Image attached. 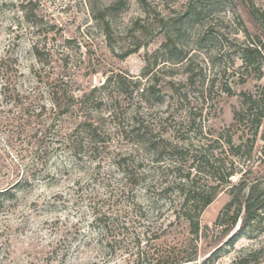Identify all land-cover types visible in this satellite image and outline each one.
Masks as SVG:
<instances>
[{"label": "rangeland", "instance_id": "obj_1", "mask_svg": "<svg viewBox=\"0 0 264 264\" xmlns=\"http://www.w3.org/2000/svg\"><path fill=\"white\" fill-rule=\"evenodd\" d=\"M205 151L238 173L186 264H264V222L215 225L243 172L264 179V0H0V264L192 253L177 187Z\"/></svg>", "mask_w": 264, "mask_h": 264}, {"label": "trees", "instance_id": "obj_2", "mask_svg": "<svg viewBox=\"0 0 264 264\" xmlns=\"http://www.w3.org/2000/svg\"><path fill=\"white\" fill-rule=\"evenodd\" d=\"M259 47L257 44L255 46H248L245 49L246 55L244 60L247 65L252 62L250 58L254 54L261 53ZM258 118L256 115L253 120L257 121ZM227 142L231 154H238L242 145L233 144L231 139ZM211 156L206 151L192 155L190 168H195L197 172L193 176H191V172L180 176V186L178 185L177 187L181 197L177 218H183L189 225V232L195 240V244L192 246V253L184 252L181 250L182 248L177 246L171 247L168 250L143 249L141 243H139L137 244V251L134 254L135 257L130 264H186L195 259L198 249V239L201 236L202 230L200 216L204 209L213 201L217 188L226 183L230 184V178L238 173L234 168L229 169L223 158L219 156L215 157V155ZM247 172L248 170L243 172L238 182L231 184L229 188L231 200L215 221V225L223 228V232H228L236 226L239 218H242L239 229L230 239L232 243L250 227L264 222V179H260V177L247 179ZM207 173L215 176L217 180L216 185H206L201 182V174ZM5 192H9V189L5 190ZM257 255V252L251 253L250 256L254 257L249 264H260L261 259ZM243 262H245V259L240 257L235 264H247Z\"/></svg>", "mask_w": 264, "mask_h": 264}, {"label": "snow or ice", "instance_id": "obj_3", "mask_svg": "<svg viewBox=\"0 0 264 264\" xmlns=\"http://www.w3.org/2000/svg\"><path fill=\"white\" fill-rule=\"evenodd\" d=\"M4 205H3V203L2 202H0V207H3Z\"/></svg>", "mask_w": 264, "mask_h": 264}]
</instances>
